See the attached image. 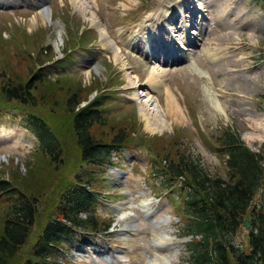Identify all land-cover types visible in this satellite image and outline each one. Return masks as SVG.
<instances>
[{"label": "rangeland", "instance_id": "374dc122", "mask_svg": "<svg viewBox=\"0 0 264 264\" xmlns=\"http://www.w3.org/2000/svg\"><path fill=\"white\" fill-rule=\"evenodd\" d=\"M77 1L80 9L73 0H0V7L4 6L0 8V88L26 84L38 73L44 78L30 91L34 107L0 100V181L35 197L37 219L31 241L36 224L57 214L51 209L61 196L59 181L83 169L66 123L70 113L66 99L73 97L79 107L97 100L104 125L93 126L90 134L104 143L116 134L124 136L107 165L88 171L92 221L107 226L94 232L74 231L61 246L59 264H149L154 252L151 240L154 243L162 232L170 238L162 246H176L177 252H159L164 258L161 264H185L183 241H179L185 238L180 230L185 196L175 184L165 191L163 163L182 155L211 177L223 178L225 157L217 145L226 130L248 150H260L264 128L255 123L261 120L264 126V12L255 0H184L182 16L180 0ZM37 7H44L47 15H40ZM151 12L150 24L174 29V35L161 30L160 36L170 34V41L159 48L154 41L156 49L137 35ZM188 26L192 32L185 30ZM183 53L204 74L190 69ZM152 64L165 71L162 84L148 97L145 68ZM205 89L215 95L223 112L211 106ZM166 90L180 108L179 123L164 116ZM141 104L159 120L155 132L146 128ZM26 113L56 126L67 160L56 173L36 153ZM259 195L260 191L253 203ZM10 200L6 193L0 194V218ZM142 202L150 212L158 209L150 219L152 229L138 210ZM120 205L132 214L121 219ZM126 223L129 226L121 232ZM245 233L240 226L235 241L242 242ZM28 247H22L21 257ZM101 256L108 261H101ZM13 258L8 264L19 263L18 256Z\"/></svg>", "mask_w": 264, "mask_h": 264}, {"label": "trees", "instance_id": "16d2710c", "mask_svg": "<svg viewBox=\"0 0 264 264\" xmlns=\"http://www.w3.org/2000/svg\"><path fill=\"white\" fill-rule=\"evenodd\" d=\"M254 3L264 12V0ZM42 82L44 78L38 73L26 84L1 87L0 100L5 104L13 102L34 107L30 91ZM72 100L73 97L66 99L70 112L66 123L83 169L70 172V179L59 181L61 196L51 209L57 214L36 224L31 241L37 219L35 197L20 192L15 184L9 186L0 181V194L6 193L11 198L0 218V264H8L14 256H18V264H59L61 246L74 236V231L94 232L102 227L94 223L90 215L92 175L88 171L107 165L110 154L119 151L124 143V136L116 134L108 143L95 140L90 129L97 124L104 125L98 111L99 102L91 101L79 107V102ZM26 114V127L36 139V153L46 158L51 171L56 173L57 168L67 164L59 136L55 134L56 126L52 128L42 118ZM218 143L217 150L225 157L223 178L206 174L190 157L178 155L174 161L164 159L167 161L163 163L162 185L172 189V184L177 183L185 196L181 206L184 225L180 230L189 238L183 243L182 260L185 264H264V144L258 152H252L228 130L221 133ZM258 191V201L253 203ZM245 219L248 228L244 240L236 242L235 234ZM106 226L103 224L102 230ZM27 244L29 250L26 254L22 252L21 257V249Z\"/></svg>", "mask_w": 264, "mask_h": 264}, {"label": "bare ground", "instance_id": "6f19581e", "mask_svg": "<svg viewBox=\"0 0 264 264\" xmlns=\"http://www.w3.org/2000/svg\"><path fill=\"white\" fill-rule=\"evenodd\" d=\"M188 1L193 3V0H187V2ZM187 2H186V4H187ZM73 4L75 5L76 8H78V9L81 8V6H79V1L73 0ZM178 4H179L178 5V12L181 11L179 13V15L182 16L183 15V11H182V7L181 6H183V5L185 6L186 4H184V0H180V2ZM123 6H125V5H123ZM197 9L198 8L196 7V10H195L196 12H197ZM39 12H40V15H43V16H44V14L47 15L46 10H44V12L43 11H39ZM165 14H161L164 19H166L165 18ZM193 14H194V12H193ZM152 15H153V13L151 12L150 15L147 18H145L143 23L144 24L146 23V24L145 25L144 24L141 25L140 30H138V32H137V35H138V37H142V39L144 41V44L146 46L149 45V47H153V48L156 49V46L153 45L154 41H156V43L157 42L159 43L158 48L162 47L164 42L170 41L169 40L170 39V34L168 35V37L166 36V38H162L160 36L161 30H162V33H163V30L166 29L167 31H170V33L172 35L173 32H174V29H172L169 26L161 28L160 24H157L156 26H154L155 24H150L151 20L149 18L152 17ZM169 15H170V13H169ZM185 17H187V15H185ZM189 17H192L191 14L187 18H189ZM167 18H168V15H167ZM189 29H190L189 26L185 28V30H187L188 33L191 31ZM193 33L197 34V32H193ZM183 38H185L184 35H183ZM179 41H180V44H181V40H179ZM180 44H179L178 41H176L174 43V45H176L178 50H179ZM204 50L207 51V53H209V51H210L209 49H204ZM114 58H116V55H115ZM186 59H187V57H186ZM115 61H116V59H115ZM187 62H188L187 65H190V69H194L195 72H197L199 74H204V73H201V71L197 67H195V65L193 64V62H191L190 59H187ZM142 65L145 67L144 64H142ZM145 70H146L145 73L147 75L146 76L147 89H146V95L145 96H148V97L150 96L151 97V92L156 90V88L159 85L162 84V77H163L162 73L165 70H162V67H160V65H153L149 69L145 68ZM205 95H206V98L208 99L209 103L211 104V106H213V108L216 111L223 112V109H222L223 107L221 106V104H219V102L215 98V95H213L209 90L207 91V89H205ZM165 97H166L165 103H164V108H165L164 109V116H165V118L170 120V121H175V122L179 123L180 120H181L180 119L181 113H180V108H178V105L176 104V100L173 99L174 97L170 96V93L168 92V90H166V96ZM139 109H140V114H141L143 120H145L146 128L149 131L155 132V130L157 129L158 125L160 126V124H158L159 120H157L154 115L152 116V113L150 114V112L145 108L144 104H141ZM255 126H257L258 129H259V127L261 129L264 128L263 123H262L261 120H256ZM142 204H144V202H142L141 205ZM137 205H139V204H137ZM122 206L123 205L118 206L120 208L119 210L121 211V215H120L121 219H123L124 217L130 216L132 214V211L129 210V208L127 210H124L123 208H121ZM128 226L129 225L126 223L123 228H126ZM169 241H170V238L167 235H164L163 232H162L160 237H158V236L155 237L154 244H156V245L160 244L161 248H168L167 246H162V245H165ZM172 252L173 253L177 252L176 247L173 248ZM163 259L164 258L161 255H159V256L157 255L155 257L153 256L152 260L149 261V264H161V262H163Z\"/></svg>", "mask_w": 264, "mask_h": 264}, {"label": "water", "instance_id": "95a60500", "mask_svg": "<svg viewBox=\"0 0 264 264\" xmlns=\"http://www.w3.org/2000/svg\"><path fill=\"white\" fill-rule=\"evenodd\" d=\"M243 227L248 228V221L247 220L243 221Z\"/></svg>", "mask_w": 264, "mask_h": 264}]
</instances>
